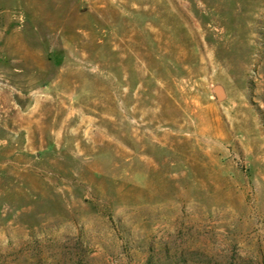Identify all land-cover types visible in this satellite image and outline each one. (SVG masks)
<instances>
[{
  "label": "rangeland",
  "instance_id": "obj_1",
  "mask_svg": "<svg viewBox=\"0 0 264 264\" xmlns=\"http://www.w3.org/2000/svg\"><path fill=\"white\" fill-rule=\"evenodd\" d=\"M0 264H264V0H0Z\"/></svg>",
  "mask_w": 264,
  "mask_h": 264
},
{
  "label": "bare ground",
  "instance_id": "obj_2",
  "mask_svg": "<svg viewBox=\"0 0 264 264\" xmlns=\"http://www.w3.org/2000/svg\"><path fill=\"white\" fill-rule=\"evenodd\" d=\"M218 95H220V92L218 91Z\"/></svg>",
  "mask_w": 264,
  "mask_h": 264
}]
</instances>
